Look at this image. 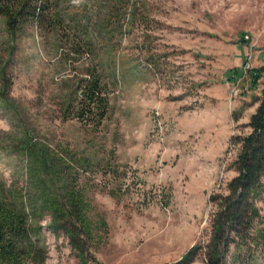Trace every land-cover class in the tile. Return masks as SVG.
Returning a JSON list of instances; mask_svg holds the SVG:
<instances>
[{
    "label": "rangeland",
    "instance_id": "1",
    "mask_svg": "<svg viewBox=\"0 0 264 264\" xmlns=\"http://www.w3.org/2000/svg\"><path fill=\"white\" fill-rule=\"evenodd\" d=\"M50 2L61 27L28 24L15 54L0 55V189L15 185L32 202L33 159L50 150L106 224L85 264L175 263L209 243L217 210L209 199L226 195L235 176L229 140L264 86V0ZM87 69L109 102L97 129H82L68 109ZM51 220H40L43 264H80ZM253 264H264L263 248Z\"/></svg>",
    "mask_w": 264,
    "mask_h": 264
},
{
    "label": "trees",
    "instance_id": "2",
    "mask_svg": "<svg viewBox=\"0 0 264 264\" xmlns=\"http://www.w3.org/2000/svg\"><path fill=\"white\" fill-rule=\"evenodd\" d=\"M51 5L50 0H0V18L6 34L0 41V55L15 54L17 35L21 36L28 24L57 23L60 28L61 22L49 16ZM89 43L86 39L78 47L88 49ZM87 73L88 78L79 83L77 96L68 109L82 129H97L106 119L109 102L100 76L90 69ZM232 73L230 78L227 74L229 80L241 75V71ZM8 86L4 85L5 93ZM240 129L243 131L229 140L234 153L230 166L235 176L226 184V195L209 199L217 209L209 243L191 247L172 264H192L201 255L202 264H253L256 251L264 249V86L254 113ZM55 159L50 150H37L32 164L37 197L29 204L28 192L23 193L17 186L0 189V264H43L48 253L40 225L44 215L52 219L53 233H65L80 264L89 262V247L106 224L99 214L92 215L85 186L78 179L74 183L65 180ZM79 164L94 166L95 173L99 172L100 165H93L87 158H80Z\"/></svg>",
    "mask_w": 264,
    "mask_h": 264
},
{
    "label": "crops",
    "instance_id": "3",
    "mask_svg": "<svg viewBox=\"0 0 264 264\" xmlns=\"http://www.w3.org/2000/svg\"><path fill=\"white\" fill-rule=\"evenodd\" d=\"M139 70H140L139 67H135V68H129V69H127L126 71L129 72V74H130L131 71H132V72H136V71H139ZM126 76H127V74H126ZM124 77H125V74H124ZM124 77H123V78H124ZM129 79H130L129 76H127L128 84H129V82H131ZM133 83H134V82H133ZM136 84H137L138 87H140V85H141L140 82H137ZM120 91H122V90L120 89Z\"/></svg>",
    "mask_w": 264,
    "mask_h": 264
}]
</instances>
